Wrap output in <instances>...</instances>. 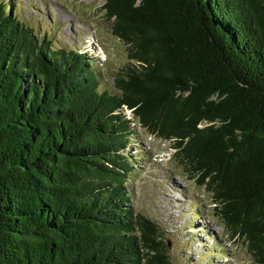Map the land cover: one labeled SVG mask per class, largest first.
I'll use <instances>...</instances> for the list:
<instances>
[{"label":"trees","instance_id":"obj_1","mask_svg":"<svg viewBox=\"0 0 264 264\" xmlns=\"http://www.w3.org/2000/svg\"><path fill=\"white\" fill-rule=\"evenodd\" d=\"M129 63L101 89L0 1V264H172L131 208L133 134L169 141L264 264V0H106Z\"/></svg>","mask_w":264,"mask_h":264},{"label":"rangeland","instance_id":"obj_2","mask_svg":"<svg viewBox=\"0 0 264 264\" xmlns=\"http://www.w3.org/2000/svg\"><path fill=\"white\" fill-rule=\"evenodd\" d=\"M8 1V0H0ZM27 26L55 48L88 53L96 63L101 89L117 92L116 74L129 63L128 46L112 33L106 0H9ZM132 122L126 149L131 208L157 223L169 244L172 264H255L245 243L217 216L212 195L180 166L169 141Z\"/></svg>","mask_w":264,"mask_h":264},{"label":"clouds","instance_id":"obj_3","mask_svg":"<svg viewBox=\"0 0 264 264\" xmlns=\"http://www.w3.org/2000/svg\"><path fill=\"white\" fill-rule=\"evenodd\" d=\"M129 110V109H128ZM131 111V110H130ZM134 119V118H133Z\"/></svg>","mask_w":264,"mask_h":264}]
</instances>
